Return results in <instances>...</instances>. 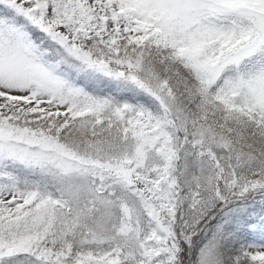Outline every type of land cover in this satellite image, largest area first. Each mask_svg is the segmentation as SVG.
Segmentation results:
<instances>
[{"label":"snow or ice","instance_id":"1","mask_svg":"<svg viewBox=\"0 0 264 264\" xmlns=\"http://www.w3.org/2000/svg\"><path fill=\"white\" fill-rule=\"evenodd\" d=\"M0 264H264V0H0Z\"/></svg>","mask_w":264,"mask_h":264}]
</instances>
